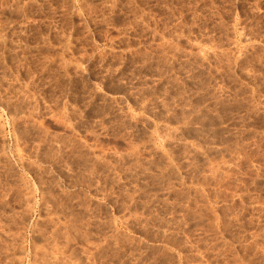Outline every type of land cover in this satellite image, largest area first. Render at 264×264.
Wrapping results in <instances>:
<instances>
[{
	"label": "rangeland",
	"instance_id": "rangeland-1",
	"mask_svg": "<svg viewBox=\"0 0 264 264\" xmlns=\"http://www.w3.org/2000/svg\"><path fill=\"white\" fill-rule=\"evenodd\" d=\"M0 264H264V0H0Z\"/></svg>",
	"mask_w": 264,
	"mask_h": 264
}]
</instances>
